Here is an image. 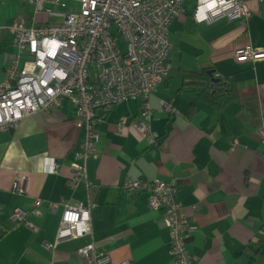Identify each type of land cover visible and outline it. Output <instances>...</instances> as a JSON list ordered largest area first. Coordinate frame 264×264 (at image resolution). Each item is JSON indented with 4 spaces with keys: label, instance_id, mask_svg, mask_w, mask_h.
Returning <instances> with one entry per match:
<instances>
[{
    "label": "crops",
    "instance_id": "0c3cea01",
    "mask_svg": "<svg viewBox=\"0 0 264 264\" xmlns=\"http://www.w3.org/2000/svg\"><path fill=\"white\" fill-rule=\"evenodd\" d=\"M246 2L247 22L197 23L193 7L172 21L171 71L148 102L155 142L133 125L142 118L143 99L126 100L104 115L97 152L86 161L78 157L86 128L77 125L68 99L52 113L33 114L17 129L0 131V220L9 227L0 240V264H94L78 253L91 242L115 264H175L162 211L148 206L146 192L124 191L130 179L178 180V199L198 227L187 241L191 264H247L248 248L263 238L264 226V144L257 134L264 116V58L238 61L235 51L246 45L264 49V0ZM19 17L29 26L60 21L28 0H0L1 26ZM12 39L9 31L0 34V84L5 57L15 51ZM204 69L233 78L238 99L222 109L199 99L184 85L183 71ZM75 164L85 165L86 176L73 185ZM16 180L24 193L15 192ZM80 202L92 204V232L48 248L65 203ZM17 209L30 212L35 229L13 219ZM35 209L39 215L31 213ZM256 264H264V256Z\"/></svg>",
    "mask_w": 264,
    "mask_h": 264
},
{
    "label": "built area",
    "instance_id": "2783aa9c",
    "mask_svg": "<svg viewBox=\"0 0 264 264\" xmlns=\"http://www.w3.org/2000/svg\"><path fill=\"white\" fill-rule=\"evenodd\" d=\"M28 1L36 4L37 12L60 21L34 19L29 26L19 17L10 26L0 25V34L9 31L15 47L5 57L6 77L0 84V131L17 129L23 119L33 114L52 113L68 99L74 106L77 125L86 128L78 154L86 161L97 152L100 139L97 126L104 115L126 100L143 99L142 118L133 125L155 142L150 131L152 114L148 102L171 71L169 28L185 10L187 0H75L78 11L65 13L57 9L60 5L66 6L63 0ZM47 2L56 8H46ZM193 16L197 23L221 19L247 22L251 13L246 0H196ZM119 38L127 42L124 52L119 48ZM235 58L238 61L263 59L264 49L242 46L236 49ZM163 107L169 113L175 112L168 102H163ZM257 134L264 144V116ZM74 168L73 185L86 176L85 165L75 164ZM13 188L15 192H25L20 180L15 181ZM122 189L129 194L147 193L148 206L162 211L174 263L191 264L195 258L187 241L198 227L178 199V180L130 179L123 183ZM40 202L37 199L35 204ZM91 206L90 202L65 203L56 239L46 246L54 249L61 241L90 234ZM31 213L39 215L36 209ZM29 214L17 209L12 217L35 229ZM78 253L94 264H115L94 242L80 247Z\"/></svg>",
    "mask_w": 264,
    "mask_h": 264
},
{
    "label": "trees",
    "instance_id": "16d2710c",
    "mask_svg": "<svg viewBox=\"0 0 264 264\" xmlns=\"http://www.w3.org/2000/svg\"><path fill=\"white\" fill-rule=\"evenodd\" d=\"M215 75L213 69L183 71L184 85L193 87L198 92L199 99L222 109L230 101L238 99L237 84L233 78ZM8 231L9 227L0 220V240ZM262 232L263 238L257 242L255 248H248L247 264H256L264 256V226Z\"/></svg>",
    "mask_w": 264,
    "mask_h": 264
},
{
    "label": "rangeland",
    "instance_id": "374dc122",
    "mask_svg": "<svg viewBox=\"0 0 264 264\" xmlns=\"http://www.w3.org/2000/svg\"><path fill=\"white\" fill-rule=\"evenodd\" d=\"M63 1L66 3V6L60 5L57 7L58 10H63L66 12L78 11L79 5L75 0H63ZM194 2H195V0H187L185 3L186 9L190 10V8H192L194 6ZM46 8L55 9L56 6L54 4H52L51 2H47ZM177 16H179V15H177ZM118 45H119V48L121 49L122 52L127 50V42L124 38H119Z\"/></svg>",
    "mask_w": 264,
    "mask_h": 264
},
{
    "label": "water",
    "instance_id": "95a60500",
    "mask_svg": "<svg viewBox=\"0 0 264 264\" xmlns=\"http://www.w3.org/2000/svg\"><path fill=\"white\" fill-rule=\"evenodd\" d=\"M101 114H103V112H101Z\"/></svg>",
    "mask_w": 264,
    "mask_h": 264
}]
</instances>
